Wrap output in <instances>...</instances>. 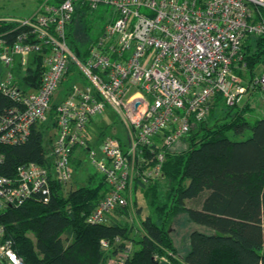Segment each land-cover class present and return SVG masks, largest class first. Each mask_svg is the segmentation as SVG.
I'll return each instance as SVG.
<instances>
[{
	"label": "built area",
	"instance_id": "2783aa9c",
	"mask_svg": "<svg viewBox=\"0 0 264 264\" xmlns=\"http://www.w3.org/2000/svg\"><path fill=\"white\" fill-rule=\"evenodd\" d=\"M77 2L112 7L109 21L79 56L65 31ZM6 19L23 28L10 39L8 31L0 34V90L13 100L0 110V142L24 141L32 124L46 121L51 104L55 107L53 134L44 128L48 163L21 164L14 177L0 174V209L35 192L46 198L53 179L70 185L72 158L80 149L89 152L107 187L86 220L103 222L117 206L131 204L136 178L159 177L166 150L207 117L218 96L233 105L251 90L264 93V63L260 72L244 77L247 35L264 36V0H42L32 16ZM38 65L39 84L24 82L27 68ZM16 67L23 76L15 75ZM69 71L74 79L57 93ZM105 109L118 116L126 138L104 134L103 156L96 159L90 122ZM2 232L0 224V237ZM129 244L106 264H123ZM155 258L169 264L167 255ZM0 264H24L9 238L0 240Z\"/></svg>",
	"mask_w": 264,
	"mask_h": 264
},
{
	"label": "trees",
	"instance_id": "16d2710c",
	"mask_svg": "<svg viewBox=\"0 0 264 264\" xmlns=\"http://www.w3.org/2000/svg\"><path fill=\"white\" fill-rule=\"evenodd\" d=\"M89 10L87 4L77 2L65 24L67 42L77 56L86 52L77 34L87 33L89 25L84 21ZM78 23L83 24L81 29ZM17 24L0 18V34L8 31L4 36L10 39L23 28ZM244 46L247 69L253 75L255 67L264 63V36L249 34ZM35 55L39 61V54ZM41 71L39 65L28 67L24 82L37 86ZM12 103L0 90V110ZM54 107L51 104L46 121L32 124L24 141L0 142V174L14 177L21 164L48 163L44 128L54 125ZM248 109V102L227 105L218 96L207 117L191 125L185 135L187 147L166 150L159 177L148 182L136 178L134 191L140 189L153 205L160 200L161 179L169 188L167 200L136 222L128 205L117 206L103 222L86 220L106 193L102 175L95 183L89 177L87 183L71 187L53 179L46 198L35 192L20 204L0 209V240L11 239L24 264H106L107 257L128 241L133 248L123 264H159L156 254L167 255L169 264H264V113L250 120ZM144 154L149 156L148 151ZM133 200L138 215L141 207ZM187 200L196 205H188ZM179 210L214 229L191 230L190 248L184 255L177 252L171 236V217ZM102 239L109 241L105 248Z\"/></svg>",
	"mask_w": 264,
	"mask_h": 264
},
{
	"label": "rangeland",
	"instance_id": "374dc122",
	"mask_svg": "<svg viewBox=\"0 0 264 264\" xmlns=\"http://www.w3.org/2000/svg\"><path fill=\"white\" fill-rule=\"evenodd\" d=\"M40 5V0H0V18L3 17H18L19 19L23 17H29L33 14L38 6ZM143 10V7H140V11ZM112 7L106 3H99L95 8L87 11L85 15V24H88L87 33L84 34L81 32V41L80 45H86L92 38H94L97 33L104 28V25L109 21L111 17ZM6 19V18H5ZM83 24L78 23L76 25L77 29H81ZM263 65L260 63L255 67L254 72L258 73L261 71ZM4 70V66L0 63V72ZM73 70V69H71ZM15 75L20 77L24 75V71L21 68H15ZM246 77L249 78L250 74L247 71ZM74 79V75L72 72H68L64 75L61 82L58 84L57 93H62L66 87ZM249 94V95H248ZM245 102L249 103V109L246 112V116L248 119L253 120L254 118H259L264 113V93L261 89H254L248 93H245L241 96L240 100L237 102V106H242ZM209 122L211 119H208ZM90 133L88 134V138L92 148L96 151V159L101 158V142L104 134H112L121 140H125L126 138V130L124 125L118 118V116L112 114L108 109L104 111L94 114L92 116V121L90 122ZM104 130V133L101 131ZM49 133L54 132V129L48 127ZM248 134V131L245 132V135ZM243 135V137L245 136ZM187 139L185 136L173 142L171 144L172 150H181L187 147ZM72 179L70 185L67 186H77L80 184L87 183L89 181V177L92 181L91 183H95L100 178V172L97 169L95 162L88 151L76 149L74 152V156L72 158ZM168 185L165 180L161 179V187H160V200L156 203L159 204L163 202L168 193ZM134 197L137 200V205L141 207V213L137 215L136 207L134 205ZM131 203L130 208V218L133 221L139 220V216H146L154 210L156 205H153L149 202L150 197L147 198L143 196L142 192L139 190L132 192V197L130 198ZM186 203L188 205H196L193 200H187ZM169 209V208H168ZM171 236L173 239V243L177 249V252L180 255H184L190 248V231L193 229H197L200 231H204L207 233L214 232V229L194 222L188 218V215L185 211L179 210L171 217ZM138 232V231H137ZM131 248H133V243L129 244Z\"/></svg>",
	"mask_w": 264,
	"mask_h": 264
},
{
	"label": "crops",
	"instance_id": "0c3cea01",
	"mask_svg": "<svg viewBox=\"0 0 264 264\" xmlns=\"http://www.w3.org/2000/svg\"><path fill=\"white\" fill-rule=\"evenodd\" d=\"M33 14H34V13H33ZM33 14H31L30 16H32ZM30 16H29V17H30ZM3 18H9V17H3ZM13 18L15 19V18H18V17H13ZM25 18H27V17H23V18H21V19H25ZM18 19H19V18H18ZM247 71H248V69H247ZM248 72H249V71H248ZM246 74H247V73H244V77L246 76ZM254 74H256V73H254ZM254 74H253V75H254ZM248 95H249V94H248ZM138 190H139V189H138ZM133 191H134V187H133ZM131 250H132V248H131Z\"/></svg>",
	"mask_w": 264,
	"mask_h": 264
}]
</instances>
